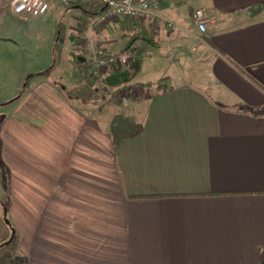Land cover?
Wrapping results in <instances>:
<instances>
[{"label": "crops", "instance_id": "0c3cea01", "mask_svg": "<svg viewBox=\"0 0 264 264\" xmlns=\"http://www.w3.org/2000/svg\"><path fill=\"white\" fill-rule=\"evenodd\" d=\"M6 2L0 40L17 49V40L34 42L30 27L15 31ZM47 2L32 23L51 11L75 42L60 60L47 46L51 59L43 53L41 68L22 69L6 98L7 245L24 264H264V0H160L172 26L123 16L90 29L97 53L123 51L133 39L134 60L154 49L164 65L173 54L179 66L189 56L205 65L202 83L185 82L177 68L145 92L130 88L129 71L122 91L134 121L112 123L67 96L69 87L91 86L78 39L87 11L101 6ZM195 8L213 18L203 35L190 18ZM81 55L86 66L74 62ZM51 73L75 74L77 84Z\"/></svg>", "mask_w": 264, "mask_h": 264}, {"label": "rangeland", "instance_id": "374dc122", "mask_svg": "<svg viewBox=\"0 0 264 264\" xmlns=\"http://www.w3.org/2000/svg\"><path fill=\"white\" fill-rule=\"evenodd\" d=\"M5 6L9 7L8 0ZM57 11L58 13L61 12L59 10ZM50 12L51 11H49V14H51ZM67 12L68 11L66 9L63 13L65 14ZM49 14H47L46 18H40L33 23L30 18L23 19L22 17L15 15L19 20L18 26H16L15 31H18L21 34L30 27L29 33L32 34L31 37H35L34 42L28 41L26 44H23L22 41L17 40L19 42V46H17V49L14 48L15 46L10 47L9 45H7V42H5L4 40H0V117L3 115H7L10 111L11 102L9 101L11 99L7 100L6 98H8L12 90H14L13 87L18 80V76L21 70L27 68L28 66H31L32 64H34V62L37 64L35 68H41V65H38V63H44L48 60L47 57L43 56V53L49 52L48 56L49 59H51L50 57L52 54L50 53V51L46 50L47 46L52 48L55 51V54H58V56L56 55L55 59L60 60V51L62 52L63 50H66L67 52L75 42H70L67 39L65 35V27L62 26L63 24L61 23V20L63 18H58L55 22H52V19L49 18L50 16H48ZM2 33L3 32L0 31V34ZM86 36L87 34L85 35V33L80 32V38L78 39V48L81 49L82 52H84L86 49V43H89L88 41H90L88 38L84 39ZM58 37H60L59 41ZM23 49L24 52L27 53V58L22 54ZM87 55L89 56V54ZM156 58L157 57L154 49H152V51L149 53H141L136 57L134 67L135 69L132 74L131 83L129 84L131 89L138 88V92L147 91V87L152 89L157 85V80H159V76L162 71H167L173 75L177 68H179L178 70L182 72L181 77L183 78V80H185V82L195 84V82L202 83L204 81L203 69L205 68V65L202 62H193L192 56H189V58L182 64V66H179L174 54L170 55L169 59L166 60L167 62L165 63L167 65H164L162 61ZM172 60H174V63L173 65H170V61ZM74 62L77 63V61ZM67 64H69V61L67 62ZM116 67H122V69H126V67L124 66ZM114 69L115 67L110 66L102 68L100 70V75L97 78L91 76L89 72L86 79L91 83V86H88L86 85L87 83H84L77 85L76 87H69L67 96H80V102L76 103V106L79 109H83L86 114H96L100 119H103L109 123H112L113 121L119 122L121 119H125L123 115H126V121H132L134 119V114H132L130 111L128 113L126 112V110L129 109V103L126 99V97L129 96V92L127 90H118L116 87L114 89L108 90L107 93L101 90L97 85V83L100 82V79L104 78L107 74L112 73ZM54 75V73H51L48 76L53 80H57V78H60L59 80L62 84L69 85L70 83H76L72 80L75 74H70L69 78H67L68 74H65V76L64 74H57L58 76ZM28 76L29 75H26L25 77L28 83L27 85H29L34 79L33 78L29 81L27 79ZM211 97L215 98V94L213 93V91L211 92ZM5 174L6 170H0V213L3 214V220L1 221H3V223H6V221H8L9 223V217L4 216V210L6 209L4 207V204H6L8 201L7 191L4 190V187L7 186ZM3 233L4 232H1L0 230V264H24L23 259L20 256L17 257V254L13 252V249L7 245L9 236L5 233L6 235L4 237H1V234Z\"/></svg>", "mask_w": 264, "mask_h": 264}, {"label": "built area", "instance_id": "2783aa9c", "mask_svg": "<svg viewBox=\"0 0 264 264\" xmlns=\"http://www.w3.org/2000/svg\"><path fill=\"white\" fill-rule=\"evenodd\" d=\"M93 4L103 7L100 13L89 16L83 23L85 35L92 28H99L116 17H129L133 20L163 22L167 26L173 23L164 17L159 9L160 0H91ZM64 6L70 4V0H61ZM9 8L16 16L23 19L38 17L46 13L49 8L47 0H8ZM190 18L198 32L203 35L208 26L213 22L212 16L205 8H195L190 11ZM86 36L84 39H87ZM87 41V40H85ZM86 43L85 53L90 56V75L99 77L100 70L104 67L125 66L128 64L133 52L123 50L117 53H97L95 45L90 41Z\"/></svg>", "mask_w": 264, "mask_h": 264}, {"label": "trees", "instance_id": "16d2710c", "mask_svg": "<svg viewBox=\"0 0 264 264\" xmlns=\"http://www.w3.org/2000/svg\"><path fill=\"white\" fill-rule=\"evenodd\" d=\"M101 7L96 8L95 11L88 10L87 12L90 15L100 13L102 11ZM1 12H2V10L0 9V13ZM121 17H123V16H121ZM117 18L118 17L114 18L112 21L116 22ZM132 40L133 39H130L128 41V44H127L128 47L125 50H129L131 48V45H132L131 41ZM78 59H79V61L84 59L83 65L84 66L87 65L88 59L85 56L81 55L79 58H74V60L77 62H78ZM89 59H90V56H89ZM134 66H135V60L133 57H131L128 64L126 66H124V67H126V69L125 68L122 69V67H115V69L112 73H109L104 78L100 79V82L97 83L98 87L107 93H108V90L114 89L116 87L118 90H122L124 88V85L127 82H129V80H130V72L129 71H132L134 69Z\"/></svg>", "mask_w": 264, "mask_h": 264}, {"label": "water", "instance_id": "95a60500", "mask_svg": "<svg viewBox=\"0 0 264 264\" xmlns=\"http://www.w3.org/2000/svg\"><path fill=\"white\" fill-rule=\"evenodd\" d=\"M6 223L8 224V221H6Z\"/></svg>", "mask_w": 264, "mask_h": 264}]
</instances>
